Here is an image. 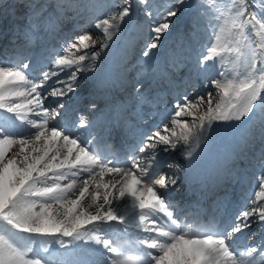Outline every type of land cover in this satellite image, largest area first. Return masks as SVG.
<instances>
[{"label": "snow or ice", "instance_id": "6c2138e0", "mask_svg": "<svg viewBox=\"0 0 264 264\" xmlns=\"http://www.w3.org/2000/svg\"><path fill=\"white\" fill-rule=\"evenodd\" d=\"M135 3L152 21L141 53L149 65L185 7L197 22L208 19L214 42L197 57L195 74L216 96L170 99L171 112L139 134L118 166L93 150L94 121L81 115L60 127L49 120L62 116L64 98L80 88L82 74L97 71L133 14V0L78 6L109 9L103 18L89 17L97 39L91 31L76 33L38 78L27 74L35 71L29 62L0 63V264H264V154L248 206L224 223L199 226L185 224L168 200L180 164L162 157L179 152L196 165L214 125L250 120L255 107L264 108V0H166L155 14L148 0ZM25 7L36 26L74 5L54 0L46 18L35 0ZM135 90L140 94L139 85ZM49 99L54 108L45 107ZM106 174L114 178L105 181ZM103 225L115 235L102 234ZM253 225L259 242L238 247ZM254 239L256 233L247 237Z\"/></svg>", "mask_w": 264, "mask_h": 264}, {"label": "rangeland", "instance_id": "374dc122", "mask_svg": "<svg viewBox=\"0 0 264 264\" xmlns=\"http://www.w3.org/2000/svg\"><path fill=\"white\" fill-rule=\"evenodd\" d=\"M80 1L81 0H70V2L74 5V8H77L78 6H80L79 5ZM53 2L54 0H51L50 5H47L46 1H42V3H40V5H43V8L40 9V15L43 14L44 15L43 18H46L51 14L50 13L51 10L49 9L51 8V5ZM164 2H166V0H148L147 7L150 8L155 14V12L157 11V6L161 5ZM198 2L199 0H192L193 5H196ZM16 3L20 5V3L22 2L17 0ZM98 3H107L111 5L115 3V0H100ZM6 6H13V2H11V0H0V35L6 26L8 17H10L7 12L8 9L5 8ZM103 10H104V13L99 15L101 16V18H103V15H106L107 12L109 11V9H103ZM189 11L190 10L187 7H185V9L182 11V14L178 18L174 19L173 27L169 30L168 33H166L162 37L161 42H160V47L158 49L153 50L152 61H151L153 65H154V62L156 61H157L156 63L163 64L164 61L161 62L160 57L164 58L167 56L170 58V61L173 59H181L182 56H186L184 57L185 58L184 63L185 65H189V66H192L193 64L196 63L194 60L195 54H193L192 49H191V52H189V50L186 49L185 42L181 43L179 41L180 42L179 45L182 44L180 47L175 44L170 45V42H172V38L175 33H179L180 39H182V41H185L184 39L186 38H184V35H185L184 33L186 32L188 26L191 28H194V26H196L198 23L199 25H206L208 27L207 18H202L199 22H197L194 17V13L193 15H190ZM187 19H189L190 21ZM55 20H56L55 16H53L50 23H52L53 21L55 22ZM71 20H72V16L68 15L67 11H65L60 16V19L58 20L62 24L60 28V32H56L58 33L56 34V38H53L50 41V44L52 46H56L58 48V52H59L58 54H61L62 46L65 45L63 41L62 43H60L62 34L69 31L70 28L73 26V22L72 23L70 22ZM143 20H149L148 27L151 26L152 21L150 18L144 15V8L141 6H137L135 3V0H133V14L130 17L126 18V22L122 25V29L118 37L114 38V41L110 44V47L101 54L100 59H98L97 61L98 69L95 73H100V75L98 77H95L94 76L95 73L94 74H89V73L82 74L83 78L80 80V88H78V90L75 93L71 94L69 97L64 98L63 102L66 105L65 108L69 107L71 116H72V113H74L76 103L82 104V105L86 104L88 107L89 105L93 103L97 104V102L95 101L94 102L89 101L88 98L87 99L84 98L85 100L82 99L81 101V95L86 91L88 86H90L91 84H94V86H98L96 91H98L101 96L103 95L106 96L109 94L113 96V98L108 102L109 103L108 107L110 105V102L115 100L118 97L119 100H122L123 102L128 103V104H131V106H134L136 108V107L141 106L144 102H149V101L153 102L154 98L156 97L155 96L157 92L156 87H161L163 84L162 78L168 77L169 79L167 81L169 82H172L175 79L180 78L179 76L176 77L175 75L172 74L173 65H175L176 61L172 63L173 65L170 64L165 71H161L158 74H156V70L153 69V66H151V69H148L146 67L147 64L145 63L144 58L141 57V53L143 50V45L146 42L147 38H145L144 36L142 40V36L138 35V33L142 31L143 26H145L142 22ZM23 22H24V26H20V28L24 30L29 28L31 30V28L28 25V22H29L28 19L23 20ZM213 23H215V21H213ZM32 31L35 32L36 30L32 29ZM36 34H40V32H36ZM71 39H73V37L68 38L66 42H70ZM187 39H189L188 43L190 42L192 43L193 49L196 47V44L198 43L201 46L202 53L205 51L206 47L209 46L211 42H214L211 35L209 38L206 39L204 34H201V33H198V34L195 33V35ZM46 42H47V36L45 37V40L43 41V43H39L38 47H34V49L31 51L32 56L35 55V57H37V55L39 54L38 48L41 46H44ZM97 45H98L97 46V49H98L99 44ZM46 51L47 50H45V52ZM28 57H30V55H28ZM25 59L26 58L22 60V63L24 62ZM27 62L31 64L30 60ZM110 68L113 69L115 73V77L117 76L116 83L117 82L120 83V86H121L128 80L134 79V82H132V86L130 87L125 86L122 88L120 87L121 88L120 90H114V87L112 88L107 87V82L105 80V74H103V72L108 71ZM163 74H166L167 76ZM95 79L96 81L98 80L99 81L95 83L94 82ZM201 82L202 83H200L201 85L200 87L203 89L204 92L195 90L193 92L195 95H204L206 91H212L211 88L205 89L203 87L202 78H201ZM99 85L101 86L99 87ZM137 85H139L141 88L140 94H138L135 90ZM164 85H166L165 86L166 89L169 87V84L166 82L164 83ZM182 94L183 93L180 92V95ZM45 104H46L45 107H48L50 109L54 108L56 106V100L49 99L45 102ZM159 104H160L159 106L160 109L161 108L164 109L165 105L158 103V105ZM201 111H203V109H201ZM49 115H51V112L49 113ZM75 115H78L79 117L80 115H83V114L77 111ZM49 125L50 126H53V125L60 126L58 125V123L55 124L53 120H49ZM258 145H260V147L261 146L264 147V139L262 141H258ZM14 150L16 151L18 149H14Z\"/></svg>", "mask_w": 264, "mask_h": 264}, {"label": "bare ground", "instance_id": "6f19581e", "mask_svg": "<svg viewBox=\"0 0 264 264\" xmlns=\"http://www.w3.org/2000/svg\"><path fill=\"white\" fill-rule=\"evenodd\" d=\"M14 1H15V3L17 2V0H14ZM18 1H21L22 3H26L27 2V0H18ZM99 1L100 0H81L79 5L98 4ZM38 2H40V0ZM77 12H79L80 14L77 15ZM102 13H104L103 9L102 10H93V9L89 8L88 10H81L79 7L73 8V10L67 11V14L72 16V20L70 22L71 23L73 22V26L70 28V30L68 32L62 34V38L60 40V43H62V41H63L66 44V41H67L68 38H70V37L74 38L75 34L78 33V32H81V31H91V32H93V38L97 39L96 30L92 27V25L90 23V20H89V17L91 15H93V14L101 15ZM187 20H189V19H187ZM142 22H143V24L145 26H143L142 31L140 33H138V35L142 36V40H143L144 36H145V38H147V33H148V30H149V27H148L149 20H143ZM42 26H44V24ZM37 27L40 28V25L33 26L34 29L37 28ZM53 28L57 32H60L61 25L59 23H56L53 26ZM54 29H53V33L55 34V30ZM9 30H11V27H9ZM197 30H199L201 32H199ZM210 32H211V29L209 27H207L206 25H199L197 23V25L194 26V28H191V27L188 26L186 32L184 33L185 34L184 38H186V40H187V38H190L191 36L195 35V33L196 34L201 33V34H204L205 38L207 39V38L210 37ZM11 33H12V36L17 38L19 42H23V43H26L28 40H34V42L38 44V43L41 42V40L43 38V33H40L39 36L38 35L36 36L34 34H33V36H31L30 33H24L25 35L19 34L17 36V31L16 30H11ZM6 40L7 39H5L4 41H6ZM179 41L180 42H185V41H182V39H180V34L179 33H175L173 38H172V42H170V45L175 44V45L179 46V43H180ZM1 43L2 42H0V62L1 63H6V62H4L2 60L3 57L1 55L8 47L6 46V43H3V44H1ZM37 46H33V48L37 47ZM27 48L29 49V46ZM47 49H48V47H47ZM57 50H58V48L53 46L47 52H43V54L39 56V59L47 60L49 57H54L56 55V53H57ZM26 52H27V49H26V47H24L23 53H26ZM195 52L196 53H195V59L194 60L196 62L197 57L202 54L201 46L198 43L196 44ZM195 64H193L192 66L185 65L184 58H181L179 61H176L175 65H173L172 74L175 75L176 77L179 76L180 78L179 79H175L172 82L167 81L169 79L168 77L162 78V81H163L162 86L161 87H156L157 88V92L155 94L156 100L158 102H164L167 105V107L169 106L168 108H170V99L177 98L180 92H182L183 94L189 95L190 98L194 97V94H192L191 91L197 89L199 84H200V80H199V78H197V76L195 74ZM50 66L51 65L49 64L47 66V68H49ZM163 75H166V74H163ZM132 82H134V79L128 80L127 82H125L123 84V87L132 86ZM165 82L169 84V87L167 89L165 87L166 85H164ZM210 88L213 91V94H214V97H215L217 90L212 88L211 86H209V89ZM89 95H91L90 96V100L98 97V95H96L94 93V91L93 92L90 91L87 94V96H89ZM82 99H84V98H81V101H82ZM108 99H109V97L108 98L106 97L105 101L108 102ZM80 105H82V104H80ZM83 107L84 106H82V108ZM262 109H263L262 107L257 106V107H255L254 111H255V115L259 116V120H262L264 122V112H262ZM169 112H170V110H169ZM62 115L64 116L65 114H62ZM54 122L60 123L61 122V117H59ZM250 126H252L251 121H250ZM13 151H15V150L13 149ZM257 152H258V150H257V148H255V152H254L253 156H255L257 154ZM232 157H235V156L232 155ZM261 158H262V154L257 155V159L259 161L261 160ZM227 159H231V156L228 155ZM224 162L225 161L218 162L217 164H222ZM230 163H232V162H230ZM228 166H229V164H227L226 166H222V170L220 169V171L224 172V173H229V171H226ZM109 178L112 179V177H109ZM115 178H118V177H115ZM89 210L92 211L93 208H91Z\"/></svg>", "mask_w": 264, "mask_h": 264}]
</instances>
